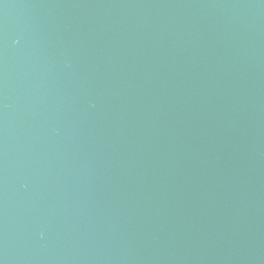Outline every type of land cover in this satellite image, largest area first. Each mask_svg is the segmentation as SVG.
I'll list each match as a JSON object with an SVG mask.
<instances>
[{
	"label": "water",
	"instance_id": "1",
	"mask_svg": "<svg viewBox=\"0 0 264 264\" xmlns=\"http://www.w3.org/2000/svg\"><path fill=\"white\" fill-rule=\"evenodd\" d=\"M0 264H264V0H0Z\"/></svg>",
	"mask_w": 264,
	"mask_h": 264
}]
</instances>
